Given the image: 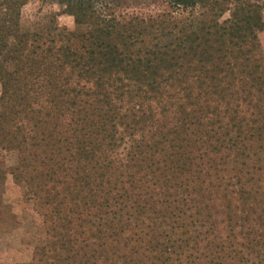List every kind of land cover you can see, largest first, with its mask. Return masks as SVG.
<instances>
[{"label":"trees","instance_id":"16d2710c","mask_svg":"<svg viewBox=\"0 0 264 264\" xmlns=\"http://www.w3.org/2000/svg\"><path fill=\"white\" fill-rule=\"evenodd\" d=\"M27 1L0 0V148L45 239L16 264H264L258 1L21 32Z\"/></svg>","mask_w":264,"mask_h":264},{"label":"rangeland","instance_id":"374dc122","mask_svg":"<svg viewBox=\"0 0 264 264\" xmlns=\"http://www.w3.org/2000/svg\"><path fill=\"white\" fill-rule=\"evenodd\" d=\"M102 14L146 18L170 10L168 0H88ZM261 5L264 21V0ZM60 0H28L20 11V31H39L52 21L60 29L80 31L71 16L63 13ZM225 13L221 21L228 18ZM264 58V31L258 33ZM14 164L10 153L0 148V264L23 263L45 239L43 227L22 184H14L7 170Z\"/></svg>","mask_w":264,"mask_h":264}]
</instances>
